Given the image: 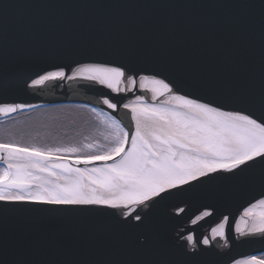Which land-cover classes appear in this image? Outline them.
Segmentation results:
<instances>
[{
    "label": "snow or ice",
    "instance_id": "6c2138e0",
    "mask_svg": "<svg viewBox=\"0 0 264 264\" xmlns=\"http://www.w3.org/2000/svg\"><path fill=\"white\" fill-rule=\"evenodd\" d=\"M13 6L0 4V116L37 108L8 101L50 81L108 91H101L100 106H72L83 110L74 116L24 128L0 124V264H264V198L244 209L231 240L227 215L210 236L197 237L192 229L174 235L175 217L167 211L180 203L215 208L257 190L264 194V0L37 5L250 10L245 23L258 30V58L233 55L222 62L205 59L184 36L165 31L148 38L121 29L97 38L107 27L97 24L87 25L78 41L70 25L59 43L10 48L2 22ZM137 90L144 94L128 95ZM121 108L130 115L127 124L117 118ZM74 126L75 135L59 134ZM38 128L49 131L33 135ZM212 215L204 210L190 224ZM53 221L88 227H43ZM256 246L259 255L236 258L235 248L254 253Z\"/></svg>",
    "mask_w": 264,
    "mask_h": 264
},
{
    "label": "water",
    "instance_id": "95a60500",
    "mask_svg": "<svg viewBox=\"0 0 264 264\" xmlns=\"http://www.w3.org/2000/svg\"><path fill=\"white\" fill-rule=\"evenodd\" d=\"M4 0H0L2 4ZM14 6L9 9L7 18L2 23L8 28L10 48L27 45L47 47L49 44L59 43L63 38L62 30L74 26L77 32V41L83 29L89 24L106 25L102 33L94 34L97 38L117 36L121 29L135 34L137 30L144 32L148 38L159 35L161 32H170L173 35L184 36L188 43L197 47L200 54L209 61L222 62L239 55L244 60L253 55H259L258 30L253 33L246 21L252 15L248 9H233L227 7H115V8H54L37 5H51L66 2L92 3L96 0H9ZM105 3L116 4H185V5H211L224 4L229 0H103ZM91 62V61H84ZM52 70V69H49ZM101 91L107 92L102 86H89L83 81L65 80L62 82H47L34 94L28 97L9 100L8 102H27L37 105V108L13 113L8 117L0 116V121L8 120L23 112L33 111L43 107L64 104H88L100 106L96 101L101 98ZM31 93V90H30ZM144 93L137 90L135 95ZM150 96V94H149ZM104 110L111 111L103 106ZM117 118L125 124L129 122L130 115L122 108L116 113ZM264 198L259 190L250 194L238 196L227 204L211 207L208 202L195 201L189 205L178 204L169 207L168 212L175 217V232L188 234L189 229L197 237L210 236L211 229L216 227L223 215L229 216V225L226 226L225 235L231 240L235 235L234 223L250 203L256 199ZM179 208H184L183 213ZM204 210L213 212L212 217L199 221L198 225H191L190 218H195ZM43 227L50 231L57 230H86L87 225L76 223L44 222ZM171 228L172 225H169ZM215 243V242H214ZM224 241H219L223 245ZM237 259L244 258L243 254H260L259 246L256 251L249 247H237L234 250ZM56 254V253H53Z\"/></svg>",
    "mask_w": 264,
    "mask_h": 264
},
{
    "label": "trees",
    "instance_id": "16d2710c",
    "mask_svg": "<svg viewBox=\"0 0 264 264\" xmlns=\"http://www.w3.org/2000/svg\"><path fill=\"white\" fill-rule=\"evenodd\" d=\"M74 105L75 104L55 105L50 107L39 108L30 112H23L6 121L0 122V124L9 128L11 127L24 128L26 125L31 124L36 120L46 121L51 117H67L69 114H72L74 116L83 111L81 109H76L72 107ZM64 122L67 123V120H65ZM76 130L77 128L75 126L70 128H61L59 129V134L64 135L65 133H67L68 135H75ZM32 131H33V135H35L36 131H39L43 134L48 132L49 129L38 128V129H33ZM89 134H90L89 132H85V135H89ZM91 134L97 136L99 135L98 132H94V131Z\"/></svg>",
    "mask_w": 264,
    "mask_h": 264
},
{
    "label": "bare ground",
    "instance_id": "6f19581e",
    "mask_svg": "<svg viewBox=\"0 0 264 264\" xmlns=\"http://www.w3.org/2000/svg\"><path fill=\"white\" fill-rule=\"evenodd\" d=\"M55 106V105H54ZM34 111V110H33ZM30 112V111H29ZM21 114V113H20ZM16 116V115H15ZM4 121H6V120H4ZM0 122H3V121H0Z\"/></svg>",
    "mask_w": 264,
    "mask_h": 264
}]
</instances>
